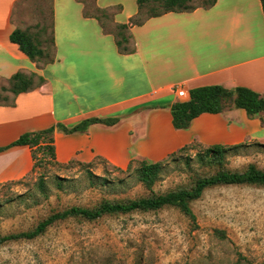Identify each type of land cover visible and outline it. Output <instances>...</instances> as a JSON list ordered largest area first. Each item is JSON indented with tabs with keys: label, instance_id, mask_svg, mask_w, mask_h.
Here are the masks:
<instances>
[{
	"label": "crops",
	"instance_id": "1",
	"mask_svg": "<svg viewBox=\"0 0 264 264\" xmlns=\"http://www.w3.org/2000/svg\"><path fill=\"white\" fill-rule=\"evenodd\" d=\"M18 0H0V84L19 71L36 73L35 86L0 103V147L22 134L58 124L73 127L91 117H116L115 124L92 123L85 131L56 128V160L91 163L98 158L127 169L132 161H163L192 143H264V112L244 108L205 112L188 128L174 126L171 105L178 84L189 91L204 85L246 86L264 95V9L262 0H217L210 7L167 12L130 25L123 49L79 0L52 3L55 59L32 60L11 40L19 27ZM136 2V1H135ZM96 6L107 8L97 1ZM112 10V9H111ZM119 10V9H118ZM129 6L114 23L139 12ZM121 16V17H120ZM35 165L28 145L0 152V183L28 176Z\"/></svg>",
	"mask_w": 264,
	"mask_h": 264
},
{
	"label": "rangeland",
	"instance_id": "2",
	"mask_svg": "<svg viewBox=\"0 0 264 264\" xmlns=\"http://www.w3.org/2000/svg\"><path fill=\"white\" fill-rule=\"evenodd\" d=\"M53 1L18 0L14 7L18 28L28 29L50 53L54 50ZM82 1L92 14L100 13L98 0ZM100 2L111 16L137 4V0ZM205 4L207 0L191 1L193 6ZM159 8V4H148L140 15L147 17ZM102 18L106 28L119 32L115 16ZM10 86L5 81L0 84V102L12 101L14 93L3 90ZM33 149L34 170L24 179L0 183V234L29 230L53 211L71 205L95 206L103 199H134L189 187L198 176L220 166L211 165L205 146L195 143L170 156L149 189L138 176L139 161L127 171L102 160L61 165L41 148ZM250 163L264 169V143H246L223 159L228 169H243ZM191 205L197 225L176 207L58 222L36 239L1 245L0 264H264V186L209 187Z\"/></svg>",
	"mask_w": 264,
	"mask_h": 264
},
{
	"label": "trees",
	"instance_id": "3",
	"mask_svg": "<svg viewBox=\"0 0 264 264\" xmlns=\"http://www.w3.org/2000/svg\"><path fill=\"white\" fill-rule=\"evenodd\" d=\"M85 4L84 1L79 0ZM192 0H137L139 12L129 19L128 23L116 24V27L120 30L116 33L117 44L123 47L124 44L129 43L130 25H141L146 20L151 17L160 16L167 12H184L191 11L199 6L191 5ZM217 0H207V4L203 7H210L214 5ZM159 4L161 8L154 9L153 13L147 17H141V9L148 4ZM264 9V0H262ZM119 9V8H118ZM99 10V14L95 15L102 22V26L106 31H110L106 28V24L102 17L110 19L115 16L117 11L109 14L107 8L96 7ZM85 13L87 15L92 14L86 7ZM113 31V30H112ZM125 31V32H123ZM127 31V32H126ZM11 40L17 43L23 53L28 54V56L35 61L42 63H49L54 61V52L47 51L43 47L41 41L34 37V35L28 29L16 28L11 34ZM54 45V38H52ZM36 73H26L24 71H19L14 74L10 79L11 84L9 89L4 88L3 90H9L14 93V97L11 102H5L6 104H14L15 96L21 92L28 91L35 86L37 81ZM191 98L186 101L177 100L171 105V111L173 116L174 126L178 129L188 128L194 118L198 117L200 114L209 113H220L232 108H244L249 116L254 117L264 112V95L260 92L253 90L252 88L246 86H237L234 88H228L220 84L204 85L192 88ZM1 98V92H0ZM3 103V102H0ZM118 121L116 117L109 118H98L91 117L83 120L79 124L73 127H67L64 124H58L56 127H50L41 131L27 132L22 134L18 139L12 142L9 146L0 147V152L15 145H28L32 149L34 147L41 148L45 154L49 153L51 160L56 164L64 165L56 160V151L54 145V132L56 128L67 133L76 131H85L88 126L92 123H105V124H115ZM43 139H47V142H43ZM258 144L263 145V143ZM190 145H186L181 148L178 152L184 151L189 148ZM246 143H239L234 145L226 144H213L205 146L206 158L209 159L211 165H220L214 170L200 175L197 177L195 182L189 187H180L173 189L164 193H152L148 196H143L134 199H103L95 206H81V205H71L61 210H55L48 216H45L42 220L38 222L37 225L26 231L14 232L9 234H0V246L15 240H33L42 235H44L47 230L58 222L66 221L69 219L87 220L95 221L104 215H117V214H128L133 212H148V211H158L165 207H176L183 214L189 218L194 225H197V215L193 210L191 203L198 200L204 194V191L213 186L217 185H261L264 186V169L258 167L255 163H250L243 169H228L223 165V159L225 155L229 152L237 151L238 149L245 146ZM176 152V153H178ZM170 156H173L174 154ZM34 160L36 155L33 149ZM168 159V158H167ZM163 161H149V160H136L140 162V167L137 170L140 180L145 184L146 187L152 189L159 174L162 170ZM97 160H102L108 163L105 159L98 158ZM70 162H77L81 165H91V163H83L77 160H71ZM69 162V163H70ZM127 169H122L115 167L120 171H127L131 169L132 163ZM68 164V163H66ZM35 167V165H34ZM34 170V168H33ZM32 170V171H33ZM97 178H101L99 175H95ZM237 264V263H235ZM247 264H253L248 262Z\"/></svg>",
	"mask_w": 264,
	"mask_h": 264
},
{
	"label": "built area",
	"instance_id": "4",
	"mask_svg": "<svg viewBox=\"0 0 264 264\" xmlns=\"http://www.w3.org/2000/svg\"><path fill=\"white\" fill-rule=\"evenodd\" d=\"M175 94L178 96L179 100L186 101L191 98V91L186 89L184 85L178 84L174 89Z\"/></svg>",
	"mask_w": 264,
	"mask_h": 264
}]
</instances>
